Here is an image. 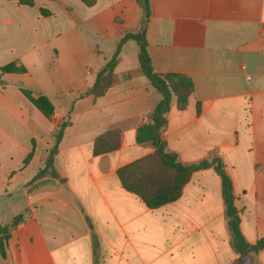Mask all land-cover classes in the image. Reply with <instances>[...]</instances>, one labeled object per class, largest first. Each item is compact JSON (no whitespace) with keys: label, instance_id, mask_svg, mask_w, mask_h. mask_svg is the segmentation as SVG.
I'll return each mask as SVG.
<instances>
[{"label":"crops","instance_id":"0c3cea01","mask_svg":"<svg viewBox=\"0 0 264 264\" xmlns=\"http://www.w3.org/2000/svg\"><path fill=\"white\" fill-rule=\"evenodd\" d=\"M148 3L145 24L140 0H0V68L15 66L0 70V225L8 226L0 264H264V247L235 248L214 165L158 208L123 187L118 169L155 151L137 132L163 99L135 37L116 55L107 91L86 93L121 38L144 31L154 71L194 84L185 109L171 98L166 150L185 165L223 163L243 236L256 245L264 237V0ZM42 96L54 107L49 117L32 101ZM64 122L59 176L35 178ZM112 129L120 147L95 154L96 138Z\"/></svg>","mask_w":264,"mask_h":264},{"label":"trees","instance_id":"16d2710c","mask_svg":"<svg viewBox=\"0 0 264 264\" xmlns=\"http://www.w3.org/2000/svg\"><path fill=\"white\" fill-rule=\"evenodd\" d=\"M25 4H33V0H20ZM141 5L145 9L147 16L150 11L148 0H142ZM129 37H135L140 42V60L144 74L150 79L151 83L163 94L162 101L155 110L148 116V122L142 125L137 132V140L147 143L155 148V151L145 157L137 159L118 169L117 174L123 187L138 195L149 208H158L164 204L179 199L183 193L185 185L190 180L192 173L199 169H206L214 165L222 179V193L226 205V215L228 226L233 238V244L238 252L246 255L252 250L264 247V237L256 245H250L241 231V219L235 206V196L233 184L229 175L224 169L222 162L217 158L213 160H203L197 164L185 165L178 161L177 155L166 150V144L161 139V132L167 126V112L170 109L171 98H177L179 109H185L189 97L194 92V84L191 78L181 73H157L154 71L150 58L146 51V41L144 31L132 36L125 34L120 42L116 53L111 60L100 70L94 85L86 92L94 96L103 95L112 82V68L116 55L120 51L122 44ZM15 69L14 63L7 64L0 68L1 72H12ZM25 71L24 68L19 69ZM23 93L30 98L27 90L22 89ZM33 103L41 109L46 116H50L53 105L44 96L39 99H32ZM67 122L61 124L56 135V142L51 148L45 166L40 169L35 178L52 175L58 177L59 174L54 164V157L58 151L59 143L62 140ZM120 147V131L112 129L99 135L95 140L94 152L101 154L116 150ZM19 217L14 219L13 226L18 222ZM8 226L0 225V248L2 254L5 252V233Z\"/></svg>","mask_w":264,"mask_h":264},{"label":"water","instance_id":"95a60500","mask_svg":"<svg viewBox=\"0 0 264 264\" xmlns=\"http://www.w3.org/2000/svg\"><path fill=\"white\" fill-rule=\"evenodd\" d=\"M140 3H142V0H140ZM144 9V8H143ZM144 13H145V24L147 23V20H148V16H147V13H146V11H145V9H144ZM145 24H144V27H143V30H144V28H145ZM10 228H11V226H10ZM8 234H6V236H7Z\"/></svg>","mask_w":264,"mask_h":264},{"label":"rangeland","instance_id":"374dc122","mask_svg":"<svg viewBox=\"0 0 264 264\" xmlns=\"http://www.w3.org/2000/svg\"><path fill=\"white\" fill-rule=\"evenodd\" d=\"M0 26H1V27H3V28H4V27H7V25H6V24H4V22H3L2 18L0 19Z\"/></svg>","mask_w":264,"mask_h":264}]
</instances>
